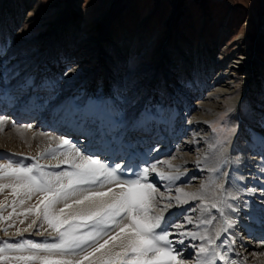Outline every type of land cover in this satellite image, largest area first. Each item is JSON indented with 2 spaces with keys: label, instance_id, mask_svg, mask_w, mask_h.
Returning <instances> with one entry per match:
<instances>
[{
  "label": "bare ground",
  "instance_id": "obj_1",
  "mask_svg": "<svg viewBox=\"0 0 264 264\" xmlns=\"http://www.w3.org/2000/svg\"><path fill=\"white\" fill-rule=\"evenodd\" d=\"M79 1L75 0V3L78 5ZM25 3L29 12L34 10L36 0H26ZM3 6L2 11L9 8L6 3ZM6 18L8 21H5ZM26 20L29 19L17 13L10 12L9 16L6 12L0 13V117L5 118L4 124L0 125V164L11 162L14 167L17 164L31 167V159H34L33 165H39L40 169L51 168L53 164L47 161L49 155L62 148L66 149L65 163L74 169L70 172L67 170L71 173L76 171L74 165L80 162L71 146L79 149L83 156H91L109 167L114 168L119 164L121 168L117 172L122 180L136 179V173L142 166L151 169L155 164L156 171L150 170L146 181L150 184L152 180L162 183L159 185L161 191L150 193L155 198L154 203L150 201L153 213H159L158 200L163 206L171 203L172 207L165 213L171 223L176 215L177 219L185 218V222L186 217H191L193 223H185L188 231L209 236L214 241V244H209L207 240H192L189 237L181 245L175 243L180 239L176 229L170 228L173 234L169 238H175L173 247L181 253L182 264H196L199 246L212 249L216 245L223 246V242L233 245V252L242 264H264V238L257 234V230L264 233V227L258 222L264 218L261 213L264 203H258L259 198H264V63L255 59L256 50L264 46V24L258 32V41L262 45L256 44L251 48L246 58L231 55L228 59L220 60L223 51L217 45L212 51L204 42L198 45V50L177 44L174 49L167 47L163 58L173 63L170 62L169 67L163 65L161 73L141 69L129 75L122 64L127 54L125 37L122 43H112L108 41L110 38L106 39L109 31L106 29L102 32L105 36L77 42V29H74L77 20L76 17H69L59 18L57 26L48 32L21 40L23 32L20 31L25 30ZM225 28V24L220 27L221 36L226 33ZM229 59L236 60L231 62L235 65L232 70L237 68L241 72L246 69L247 74L243 79L242 91L230 98L228 103L236 105L245 94L243 98L249 99L251 110L246 121L242 120L246 122V128L239 131L225 147L214 149L211 144L214 136L206 134L204 130L221 107L212 100L219 99V102L229 92L217 87L222 78L232 80L225 69ZM98 81L102 85L99 89ZM230 82L226 81L227 84ZM26 84L30 86L28 92L31 93L24 88ZM40 93L42 96H39ZM159 95L161 98L158 99ZM181 95L184 102L180 99ZM41 97L44 103L39 102ZM180 101L184 103V108L176 114L173 108ZM179 122L183 123L180 124L181 128L177 125ZM63 140L69 141V145L62 144ZM220 171H223L220 175V183L225 187L223 194L217 179ZM131 172L134 173L132 178L128 176ZM158 173L179 176V179L165 180ZM34 174L43 180L46 178L45 175L40 177V172ZM52 177L55 178V175ZM68 182V176L61 177L60 183L67 185ZM15 183L11 177L0 179L3 185ZM246 185L251 188L244 187ZM53 186L59 185L55 181ZM74 186L77 191L70 194L67 200L53 205L49 209V216L54 223L66 220L83 234L92 230V221L80 217L87 216L91 209L112 199L111 193L107 196L95 194L107 192L109 188L113 193H118L120 189L115 184L106 183L104 187L99 183ZM177 189L197 193L201 198L178 204L175 199L179 195ZM18 193L14 196L12 187L0 190V214L7 217L6 226L10 227L7 232L4 231L5 234H15L16 237L25 234L26 241L34 243H58V235L54 236L56 232L44 219L41 201L47 194L34 192L29 199L24 189H19ZM232 196L236 198L232 199ZM222 197L234 206V211L225 208L227 218L235 221L234 226L224 230L225 223L221 226L212 221L211 224L203 223L196 227L199 223L197 217L201 215L199 206L210 209L213 203L219 206ZM21 200L24 203L21 204ZM78 200L83 203H76ZM66 204L68 207H65ZM193 208L197 210L193 212ZM189 209L190 215H187L186 210ZM10 213L12 215L9 217ZM205 215L212 219L209 214ZM60 227L66 228L67 224ZM117 231H110L98 244H103ZM254 236L262 240L248 243ZM22 241L25 239L22 238ZM98 244H92L83 252H68L63 257L29 248L18 252L6 251L3 255H35L76 262L83 260ZM91 260L92 257L83 260V264H91ZM0 261L6 264H41L40 260ZM216 264L225 262L217 259Z\"/></svg>",
  "mask_w": 264,
  "mask_h": 264
},
{
  "label": "rangeland",
  "instance_id": "obj_2",
  "mask_svg": "<svg viewBox=\"0 0 264 264\" xmlns=\"http://www.w3.org/2000/svg\"><path fill=\"white\" fill-rule=\"evenodd\" d=\"M25 2L26 0H0V13L6 12L7 16H9L10 12L17 13L22 18L29 19L24 23L25 30L20 31L23 32L21 40H27L34 35L52 30L57 26L59 18L76 17L77 23L74 24V29H77L75 33L77 42H87L96 37L100 38L102 35L105 36L102 32L106 29L109 30L106 33V39L110 38L108 41L112 43H122L124 37L127 39V54L122 64L125 69L123 70L128 72L129 75L141 69H150L153 73H161L163 65L169 67L170 62L173 63L172 60L168 61L166 58H163L168 46L174 49L179 44L184 48L192 47L198 50V45L204 42L213 51L217 45L220 51H223L224 56L222 55L219 58L221 60L228 59V56L231 55L237 58H246L249 56L251 48H254L256 44L262 45L258 41L260 38L259 31H261V26L264 24V6L262 5V0H80L78 5L75 3V0H36L34 10L31 12L26 9ZM3 3L9 6L5 11H2V8L4 10ZM5 21H8V19L6 18ZM223 24L226 25V33L221 36L219 29ZM256 51L257 57L255 59L263 64L264 46ZM231 60L226 61L225 69L228 71V75L232 77V80L222 78L217 85V87L231 93L228 92L222 96V100L219 102V99L212 100L221 107H219V112L208 122V126L204 130L206 134H212L214 136V140L211 143L214 149L225 147L230 140H233L239 134V131L241 132L246 128V122L244 123V121H246L251 110L249 99L243 98L245 94L242 95V98L239 99L236 105L228 103L230 98L242 91L243 79L247 74L246 69H242L241 72L237 68L232 70L231 68L235 67V65L231 62L236 60ZM122 80L125 81L126 79ZM226 81L231 82L227 84ZM134 83L136 82L134 81ZM29 87L28 84L24 86L26 90L30 91ZM100 87L102 85L98 81V89ZM60 90L61 87L58 88L59 92ZM58 91L55 93L57 94ZM39 96H42V94L40 93ZM181 97L182 95L180 96L182 100ZM41 98L43 101L40 99L39 102L44 103L45 100L43 97ZM159 98H161L160 95L158 96ZM183 105L184 103L181 101L175 103L176 107L173 109L176 114L182 111L184 108L182 107ZM242 120L244 121L242 122ZM28 123H31V121ZM180 124L183 123H177L179 127L181 126ZM246 125L248 126L249 124ZM56 154H59V156L57 157ZM65 158L66 149L62 148H58L55 153L51 156L49 155L47 161L49 160L48 162L53 164L52 166L55 168H41L45 172V181L54 182V185L55 178L52 175L65 172L69 173L74 170L71 165L65 163ZM30 163L32 166L34 159H31ZM21 166L24 165L21 164ZM145 167L142 166L139 172ZM222 173L223 171H220L217 178L219 179L218 185H221L220 175L222 176ZM227 176L228 173L225 174L223 184H225L224 180L227 179ZM151 184L155 188V191H161V186L159 187V185H162L161 182L152 180ZM244 187L251 188L249 185ZM260 189L258 188L259 191L262 190ZM224 192L225 187L223 186L221 194ZM223 199L225 198L222 197L221 200ZM260 201L264 203V198H259L258 203ZM159 203H161L160 200L157 202L158 208H163L164 206ZM189 212L190 209L186 210L187 215H190ZM4 216L3 213L0 214V217H3V219H0V244L4 242L17 244L22 241V238L26 241L25 234H22L20 237H16L15 234H5L10 227L8 228L6 226L7 217ZM209 216L211 218L215 217V219H212L214 223L217 222L221 226L224 225L223 217L216 209L211 210ZM177 217L178 215L174 217L175 220L172 219V223H183L185 227V218L180 217L177 219ZM261 220H264V218L262 217ZM249 226L251 227L252 225ZM261 226H264V224H261ZM186 230L188 231L189 228L185 227L184 231ZM259 235L261 238H264V233ZM10 236L15 237L16 240L15 238H13L14 240L11 239ZM54 236H57V233ZM257 239L258 237H255L253 240L248 241V243H253ZM260 240L262 239H258V241ZM219 248L217 250L218 252H226L229 255V257L227 255L229 264H242L235 256L231 243L223 242V246ZM0 264L6 263H1L0 261ZM9 264L15 263L10 262Z\"/></svg>",
  "mask_w": 264,
  "mask_h": 264
},
{
  "label": "snow or ice",
  "instance_id": "obj_3",
  "mask_svg": "<svg viewBox=\"0 0 264 264\" xmlns=\"http://www.w3.org/2000/svg\"><path fill=\"white\" fill-rule=\"evenodd\" d=\"M5 122L4 117H0V125ZM64 145H69V141H61ZM71 150L75 152V157L79 158V163L74 165L76 171L71 173L55 174V181L58 187H54L51 181H45L37 177L34 172H40V177L45 173L40 169L39 165L31 167L21 166L17 164L15 167L11 162L7 164H0V179L14 178L17 182L13 185L0 184V190L5 187H12L13 195H18L19 189H24L28 198L34 192L46 193L45 199L41 201L44 206V219L52 227L53 231L59 237L58 243H34L30 240L23 241L17 244L4 242L0 244V260L15 259L18 261H32L40 260L41 264H83V260H89L92 257L91 264H182L181 253L173 247V240L169 237L173 233L170 228H175L176 233L180 239L175 241L181 245L184 244L186 238L192 240L200 239L207 240L209 244H214L211 237L200 235L193 231H182L184 228L183 223L172 224L169 218L165 215L169 208L172 207L171 203L166 204L163 208L159 209L158 214L152 211V204L155 198L150 193L155 191L152 184L147 183L149 171H156V165L153 164L151 169L145 167L141 172L136 173V179L122 180L120 179L117 170L121 168L117 164L114 168L109 167L105 163L91 156H83L79 149L71 146ZM199 163V162H198ZM171 167V165H169ZM162 179L175 181L179 176H165L163 173H158ZM62 176H68L69 182L67 185L60 183ZM75 177V179H72ZM101 187L104 184H115L120 190L118 193H113L111 188L107 192L96 193L98 196H107L112 194L110 202L99 205L90 210L87 216H82V220H90L92 224L91 231L83 234L78 232V228L65 221L54 223L53 218L49 216V209L60 200H67L69 195L77 191L74 185L79 184H97ZM204 186H201L203 190ZM223 189V185H221ZM179 195L176 196L178 204L187 203L189 199L196 200L201 198L197 193L182 192L177 189ZM181 197H185L182 199ZM235 199V196L231 197ZM89 199V197H85ZM20 203H24L23 200ZM76 203H83V201H76ZM220 205L213 203L211 209H216L222 217H225L224 223L226 228L230 229L234 226L235 221L227 218L225 208L232 209L234 206L227 203V198L220 201ZM2 207V205H0ZM65 207H68L66 204ZM201 215L197 217L200 224H211L212 219H208L205 214H210L211 209L208 206H199ZM197 209L193 208L195 212ZM63 212V209H61ZM15 212V207H13ZM12 213L9 214V217ZM3 219V217H0ZM127 223H123L124 221ZM22 222V221H21ZM186 223L192 224L191 217H186ZM35 224V221H33ZM62 224H67L66 228L60 227ZM33 225H29L32 227ZM118 229L115 235L105 240L103 244H98L99 240L108 235L110 231ZM219 237V233L217 234ZM92 244H98L91 253L83 257V260L73 262L70 259H51L49 257L40 256H14L8 257L3 255L6 251H21L25 248L35 250L36 252H46L49 254H57L63 257L68 252L79 250L85 251L87 247ZM111 247H107L108 245ZM220 247L216 245L215 248ZM210 249L208 246L201 245L198 247L196 264H216L219 259L228 264L227 253H221ZM103 250V251H102ZM97 253L99 255L97 256ZM202 258V259H201Z\"/></svg>",
  "mask_w": 264,
  "mask_h": 264
}]
</instances>
